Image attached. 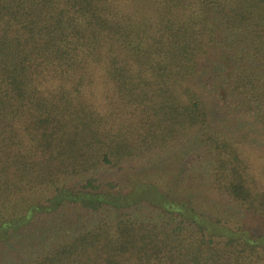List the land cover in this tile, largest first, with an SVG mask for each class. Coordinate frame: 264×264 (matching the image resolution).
<instances>
[{"label": "trees", "instance_id": "obj_1", "mask_svg": "<svg viewBox=\"0 0 264 264\" xmlns=\"http://www.w3.org/2000/svg\"><path fill=\"white\" fill-rule=\"evenodd\" d=\"M216 93L264 132V0H0V264H264Z\"/></svg>", "mask_w": 264, "mask_h": 264}, {"label": "rangeland", "instance_id": "obj_2", "mask_svg": "<svg viewBox=\"0 0 264 264\" xmlns=\"http://www.w3.org/2000/svg\"><path fill=\"white\" fill-rule=\"evenodd\" d=\"M213 97L209 98L208 105L211 113V119L215 127L220 130L225 131V133L230 137L240 141L238 148L243 153L246 158L249 167V174L252 177L256 190L259 192L264 191V132L261 129L253 126L254 122L245 116L237 114H229L225 111L223 107V100L220 93L212 94ZM142 170L139 164L136 165ZM162 169V170H161ZM180 170V168H179ZM150 178L153 182H156L159 187L163 184H170L171 181H175L174 177L177 173L176 169L172 166L164 168L163 165L156 167L149 171ZM184 172V171H183ZM145 172H142L144 174ZM184 173L179 175V179L182 178ZM97 179L101 183H119L120 176L113 172H102ZM166 185V186H167ZM188 183L183 182L179 184L177 190L180 192L182 189L185 190ZM193 199V198H191ZM229 205L226 203H221L217 211L220 213L224 208ZM148 213V211H147ZM219 213V215H221ZM230 214H226L230 217L231 227L233 229H247L252 235H261L264 233V221L259 220L258 217L245 214L243 211L238 210L234 207V210L228 211ZM255 217V218H254Z\"/></svg>", "mask_w": 264, "mask_h": 264}]
</instances>
